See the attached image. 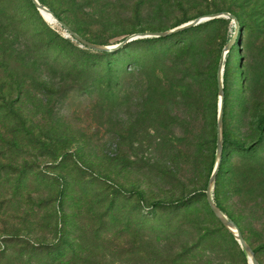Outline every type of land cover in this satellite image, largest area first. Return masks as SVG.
Wrapping results in <instances>:
<instances>
[{
	"label": "rangeland",
	"instance_id": "374dc122",
	"mask_svg": "<svg viewBox=\"0 0 264 264\" xmlns=\"http://www.w3.org/2000/svg\"><path fill=\"white\" fill-rule=\"evenodd\" d=\"M45 2L103 47L238 20L211 196L264 264V0ZM36 11L0 0V264H249L205 198L233 22L101 56Z\"/></svg>",
	"mask_w": 264,
	"mask_h": 264
},
{
	"label": "water",
	"instance_id": "95a60500",
	"mask_svg": "<svg viewBox=\"0 0 264 264\" xmlns=\"http://www.w3.org/2000/svg\"><path fill=\"white\" fill-rule=\"evenodd\" d=\"M32 4L36 8V10L39 12V14L42 17V13L47 14L58 24L66 33V36L68 38L73 39L75 42H77L80 46L89 49L91 51L95 52H100V53H105V52H115L120 49H123L127 44H129L132 41L138 40V39H144V38H166L175 34H179L181 32H184L186 30L192 29L198 25H200L203 22H207L210 20L214 19H219V18H226L229 19L233 22L234 25V35L233 37L227 42V44L223 48V52L221 54L219 64L217 67V73H216V82H217V92L219 95V100L217 103V135H216V161L212 170V173L210 175L207 188L205 191V198L206 202L208 204V207L216 220L219 221V223L226 228L234 237V239L237 241V243L240 245L242 250L247 254L248 256V263L249 264H259L258 261L255 258V254L252 250V248L247 244L245 241L241 231L239 228L236 226V224L229 220L224 213L214 204L212 196H211V190L212 187L215 183V180L218 176L221 163H222V157H223V106H224V87H223V71H224V62H225V55L228 53L231 48L235 45L236 39H237V34L239 30V24L238 20L231 14L229 13H219V14H214L210 15L207 17H203L201 19H195L193 21L184 23L180 26H177L173 28L172 30H169L167 32H155V33H145V34H140V35H135L132 37H129L125 39L123 42L118 43L114 46L110 47H103L96 45L85 38H82L81 36L77 35L69 26H67L65 23L61 22L57 17H55L51 11L38 3L37 0H31ZM43 18V17H42Z\"/></svg>",
	"mask_w": 264,
	"mask_h": 264
},
{
	"label": "trees",
	"instance_id": "16d2710c",
	"mask_svg": "<svg viewBox=\"0 0 264 264\" xmlns=\"http://www.w3.org/2000/svg\"><path fill=\"white\" fill-rule=\"evenodd\" d=\"M29 1V4H30V6H31V8L34 10V11H36V8L34 7V5L32 4V2H31V0H28ZM38 1V3L40 4V5H43V6H46V2H45V0H37ZM48 7V9L51 11V13L55 16V17H57L61 22H63V20L59 17V15L54 11V9L53 8H51L50 6H47ZM37 12V11H36ZM227 12H230V11H227ZM43 17V16H42ZM43 19H44V17H43ZM45 20V19H44ZM46 21V20H45ZM47 22V21H46ZM216 22H224V19H222V18H219V19H214V20H210V21H208V22H205V23H203V24H201L200 26L202 27V26H207V25H209V24H212V23H216ZM48 23V22H47ZM63 23H65V22H63ZM182 23H187V21H184V22H182ZM66 24V23H65ZM67 25V24H66ZM68 26V25H67ZM199 26V27H200ZM74 31V30H73ZM187 31V30H186ZM75 32V31H74ZM185 32V31H184ZM77 35H79L77 32H75ZM80 36V35H79ZM83 38V37H82ZM158 39H162V38H150V39H144V40H136L135 42H141V41H145V42H149V41H156V40H158ZM62 42L63 43H65V44H68L69 43V41L67 40H63L62 39ZM235 46V45H234ZM233 46V47H234ZM233 47L231 48V50L233 49ZM119 51V50H118ZM107 53H99V55H101V56H104V55H106ZM227 62V61H226ZM225 62V63H226ZM223 110H224V106H223ZM225 143V140H224V135H223V144ZM220 169H221V167H220ZM220 171V170H219ZM135 194H137L138 196H139V198L141 197V195H139V193H135ZM186 204V202H184V201H176V202H174V203H171V204H165V203H163V202H161V201H157V202H154L153 203V206L155 207V208H161V207H167V206H171V207H173V208H176V209H178V208H181L183 205H185ZM221 210V209H220ZM253 252H254V254H256V250L255 249H253Z\"/></svg>",
	"mask_w": 264,
	"mask_h": 264
},
{
	"label": "bare ground",
	"instance_id": "6f19581e",
	"mask_svg": "<svg viewBox=\"0 0 264 264\" xmlns=\"http://www.w3.org/2000/svg\"><path fill=\"white\" fill-rule=\"evenodd\" d=\"M42 16L45 17L46 21L50 24V25H54L56 24V22L54 20H52V18H50V16H48L47 14L42 13Z\"/></svg>",
	"mask_w": 264,
	"mask_h": 264
}]
</instances>
